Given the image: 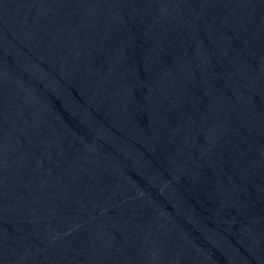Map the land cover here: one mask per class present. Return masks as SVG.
Listing matches in <instances>:
<instances>
[{"label":"water","instance_id":"95a60500","mask_svg":"<svg viewBox=\"0 0 264 264\" xmlns=\"http://www.w3.org/2000/svg\"><path fill=\"white\" fill-rule=\"evenodd\" d=\"M0 264H264V0H0Z\"/></svg>","mask_w":264,"mask_h":264}]
</instances>
